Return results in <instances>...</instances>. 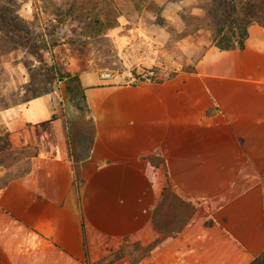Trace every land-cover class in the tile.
I'll list each match as a JSON object with an SVG mask.
<instances>
[{
	"label": "crops",
	"instance_id": "0c3cea01",
	"mask_svg": "<svg viewBox=\"0 0 264 264\" xmlns=\"http://www.w3.org/2000/svg\"><path fill=\"white\" fill-rule=\"evenodd\" d=\"M195 1L161 10L200 14ZM142 16H116L111 46L147 39ZM109 61L112 76L90 83L69 61L83 109L43 95L13 112L9 145L37 154L0 189V264H252L264 250V26L249 25L242 49L207 46L190 71L160 66L157 81Z\"/></svg>",
	"mask_w": 264,
	"mask_h": 264
},
{
	"label": "rangeland",
	"instance_id": "374dc122",
	"mask_svg": "<svg viewBox=\"0 0 264 264\" xmlns=\"http://www.w3.org/2000/svg\"><path fill=\"white\" fill-rule=\"evenodd\" d=\"M217 2L196 0L200 14L192 15L191 7L184 5L182 11L188 16H164L161 0H0V149L13 147L8 141V122L13 112H20L31 99L46 95L69 115L84 108L79 84L66 85L61 74L67 72L71 60L88 66L82 71L85 83L95 82L101 78L100 71L112 66V57L117 54L124 60L122 49L136 39L120 48L111 46L107 33L116 16L135 18L140 11L144 25H152L146 37L147 64L190 71L207 46L216 47L217 30L224 26L218 22L219 15L212 14ZM225 2L223 15L232 5ZM233 4L238 7L240 0ZM160 28L165 31L161 33ZM107 55L111 58L105 61ZM86 58L91 63L85 64ZM133 66L131 62L129 68ZM123 75L127 80L128 75ZM73 118L70 127L75 125ZM152 160L158 165L160 158ZM20 166H24L21 161L9 168L1 164L0 176L12 174ZM80 183L77 179V189ZM120 250H115L108 261L116 259ZM132 251H137L136 246Z\"/></svg>",
	"mask_w": 264,
	"mask_h": 264
},
{
	"label": "trees",
	"instance_id": "16d2710c",
	"mask_svg": "<svg viewBox=\"0 0 264 264\" xmlns=\"http://www.w3.org/2000/svg\"><path fill=\"white\" fill-rule=\"evenodd\" d=\"M231 2V8L228 13L223 15L226 10L225 0H218L215 4L212 14L219 15L218 22L222 25L217 30L216 47L227 50L231 48L242 49L245 40L248 36V28L252 23L264 26V0H240L237 7L235 0H228ZM225 29V30H224ZM61 80L65 81L66 85L78 84V76L71 75L69 72L61 74ZM37 154L36 148L32 145L22 147H8L0 149V165L4 164L9 168L15 165L16 162H23L24 166L13 170L12 174H5L0 176V189L5 187L7 183L17 177L26 174L31 167V158ZM264 262V250L252 264H259Z\"/></svg>",
	"mask_w": 264,
	"mask_h": 264
},
{
	"label": "built area",
	"instance_id": "2783aa9c",
	"mask_svg": "<svg viewBox=\"0 0 264 264\" xmlns=\"http://www.w3.org/2000/svg\"><path fill=\"white\" fill-rule=\"evenodd\" d=\"M148 49L149 46L144 38H138L132 43L125 45L122 49L123 59L127 63L132 62L134 64L130 74L133 82L141 83L159 80L158 68L160 66L156 64H147ZM100 76L109 78L112 76V73L110 71H102L100 72Z\"/></svg>",
	"mask_w": 264,
	"mask_h": 264
},
{
	"label": "water",
	"instance_id": "95a60500",
	"mask_svg": "<svg viewBox=\"0 0 264 264\" xmlns=\"http://www.w3.org/2000/svg\"><path fill=\"white\" fill-rule=\"evenodd\" d=\"M62 85L64 86V83L61 84V87H62ZM63 91H64V90H63V87H62V93H63ZM63 96H65L64 93H63Z\"/></svg>",
	"mask_w": 264,
	"mask_h": 264
},
{
	"label": "bare ground",
	"instance_id": "6f19581e",
	"mask_svg": "<svg viewBox=\"0 0 264 264\" xmlns=\"http://www.w3.org/2000/svg\"><path fill=\"white\" fill-rule=\"evenodd\" d=\"M131 70V69H130ZM62 87L64 88V86L62 85ZM63 93H64V91H63Z\"/></svg>",
	"mask_w": 264,
	"mask_h": 264
}]
</instances>
